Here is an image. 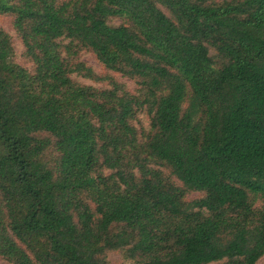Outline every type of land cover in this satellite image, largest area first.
<instances>
[{"label":"trees","instance_id":"trees-1","mask_svg":"<svg viewBox=\"0 0 264 264\" xmlns=\"http://www.w3.org/2000/svg\"><path fill=\"white\" fill-rule=\"evenodd\" d=\"M1 14L32 63L14 60L0 27L2 258L264 255V0H0ZM81 49L105 75L77 59ZM140 111L145 129L134 125Z\"/></svg>","mask_w":264,"mask_h":264},{"label":"rangeland","instance_id":"rangeland-1","mask_svg":"<svg viewBox=\"0 0 264 264\" xmlns=\"http://www.w3.org/2000/svg\"><path fill=\"white\" fill-rule=\"evenodd\" d=\"M122 20L119 18H111L110 23L112 24H118ZM0 27H2L4 30H6L12 38L13 42V48H14V60L19 63L20 65L26 67V68H32V63L30 60H28L24 56V47L22 44L21 39L19 38L18 34L16 33L15 29L13 28L12 22H11V16L8 14H1L0 15ZM77 59L83 61L86 65L91 67L93 71L100 76H103L106 74L105 69L103 66L96 60L95 56L91 51L81 49L77 53ZM113 78L118 80L119 82L123 83L126 87L127 90H129L132 93H137L139 89V85L137 82L133 79H130L128 77L122 76L119 73H113L111 74ZM73 79H76L78 82L82 84H89L94 87H103L107 83L106 81H96L94 79H90L87 77H83L81 75H72ZM148 118L145 115L143 111H140L137 114V118L134 121V125L137 127V129L141 128H146L148 127ZM174 181L179 184V181L175 180ZM201 196V193L198 191H188L185 194L186 199H193L195 197ZM107 259L114 264H133L132 261L129 259H126L123 257V254L120 250H115V251H108L107 252ZM0 264H12L6 259L2 258L0 256ZM255 264H264V255L258 259V261Z\"/></svg>","mask_w":264,"mask_h":264}]
</instances>
